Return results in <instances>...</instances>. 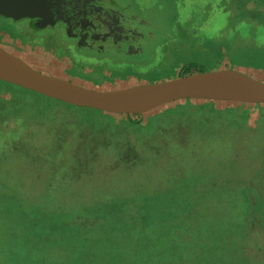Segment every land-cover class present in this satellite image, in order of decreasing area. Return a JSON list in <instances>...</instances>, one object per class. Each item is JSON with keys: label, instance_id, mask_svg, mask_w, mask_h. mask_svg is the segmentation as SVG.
I'll return each instance as SVG.
<instances>
[{"label": "rangeland", "instance_id": "374dc122", "mask_svg": "<svg viewBox=\"0 0 264 264\" xmlns=\"http://www.w3.org/2000/svg\"><path fill=\"white\" fill-rule=\"evenodd\" d=\"M144 1L149 30L131 53H72L68 44L56 46L1 22L0 44L43 73L97 90L170 80L199 69H234L264 82V0ZM193 64L190 73L182 72ZM205 101L203 109L221 117L172 126L164 121L175 116L171 109L185 104L182 100L118 114L70 106L0 81V214L21 219L22 210L43 206L73 212L88 206L90 198L117 191L134 195L140 169L155 157L163 161L174 154L171 139L192 126L207 131L205 144H195L200 169L189 165V171L253 185L256 177L264 187V103ZM255 231L240 261L255 264L256 257L264 264V225Z\"/></svg>", "mask_w": 264, "mask_h": 264}, {"label": "trees", "instance_id": "16d2710c", "mask_svg": "<svg viewBox=\"0 0 264 264\" xmlns=\"http://www.w3.org/2000/svg\"><path fill=\"white\" fill-rule=\"evenodd\" d=\"M195 100H182L185 104L171 109L175 116L164 124L185 126L190 120L199 125L219 114L204 110L205 100ZM204 127L180 132L171 139L174 154L163 161L155 157L140 169L134 195L117 191L113 197L90 198L88 206L73 212L43 206L22 210L21 219L0 214V264H248L240 261L241 253L264 225V187L256 177L253 185L189 171L187 166H198L195 144H205ZM5 210L17 217L12 207L5 204Z\"/></svg>", "mask_w": 264, "mask_h": 264}, {"label": "water", "instance_id": "95a60500", "mask_svg": "<svg viewBox=\"0 0 264 264\" xmlns=\"http://www.w3.org/2000/svg\"><path fill=\"white\" fill-rule=\"evenodd\" d=\"M37 9L31 13L38 14ZM3 12L15 16L9 9ZM0 80L76 107L118 114L185 99L264 103V82L234 69L199 71L165 81L97 90L43 73L2 46Z\"/></svg>", "mask_w": 264, "mask_h": 264}, {"label": "flooded vegetation", "instance_id": "af4514ba", "mask_svg": "<svg viewBox=\"0 0 264 264\" xmlns=\"http://www.w3.org/2000/svg\"><path fill=\"white\" fill-rule=\"evenodd\" d=\"M39 2L40 4L42 2L44 7L42 9L41 6L37 10V15H41L42 18L32 20H39L38 23L25 22L24 20H29L28 18L16 19L4 13L1 7L0 22L7 23L18 32L29 29L40 38L54 40L52 43L56 46L68 44L72 48V53H86L100 57L111 53H131L139 49L141 42L138 38L142 32L146 33L149 30L147 21L138 19L133 12L129 11L130 13L126 14L101 2L95 3L93 0H81L75 4L72 10L77 15L72 18L74 20L71 19L73 22L60 25L52 16L51 2L49 5L47 0H39ZM93 3L108 8V10L110 8L115 13L93 15L90 10Z\"/></svg>", "mask_w": 264, "mask_h": 264}, {"label": "crops", "instance_id": "0c3cea01", "mask_svg": "<svg viewBox=\"0 0 264 264\" xmlns=\"http://www.w3.org/2000/svg\"><path fill=\"white\" fill-rule=\"evenodd\" d=\"M79 1L81 0H47L48 5L51 2L50 10L53 18L57 20L60 25L73 22L71 19L77 14L72 10V7H74ZM93 2H101L114 9H119L126 14L133 12L136 14L138 19L146 20L145 13L147 11V3L144 0H93ZM95 3L91 4L92 7L90 8L93 15H98L99 13H115L112 9L109 8L108 10V8L106 9L105 7L99 6ZM37 6H42V9L44 7L42 2L40 4L39 0H0V7L2 9H9V11H12L16 19L28 18L29 20L24 21H30V23H38L39 20H32L38 17L42 18L41 15L31 13L32 9H37L35 8ZM40 7H38L37 10H39Z\"/></svg>", "mask_w": 264, "mask_h": 264}]
</instances>
